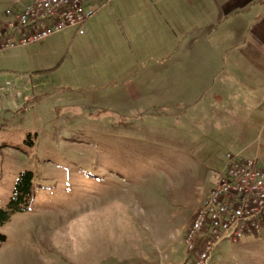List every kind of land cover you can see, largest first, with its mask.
Segmentation results:
<instances>
[{
	"label": "rangeland",
	"instance_id": "rangeland-1",
	"mask_svg": "<svg viewBox=\"0 0 264 264\" xmlns=\"http://www.w3.org/2000/svg\"><path fill=\"white\" fill-rule=\"evenodd\" d=\"M94 3L84 34L0 53V212L22 173L37 192L0 264H179L226 156L264 167V0ZM209 264H264V232Z\"/></svg>",
	"mask_w": 264,
	"mask_h": 264
},
{
	"label": "built area",
	"instance_id": "built-area-1",
	"mask_svg": "<svg viewBox=\"0 0 264 264\" xmlns=\"http://www.w3.org/2000/svg\"><path fill=\"white\" fill-rule=\"evenodd\" d=\"M94 2L27 0L21 10H7L11 20L0 26V53L38 43L68 28H78L84 34V26L96 11ZM263 232L264 167L258 158L229 153L217 183L187 230L186 257L179 264H209L214 250L223 241L238 242Z\"/></svg>",
	"mask_w": 264,
	"mask_h": 264
},
{
	"label": "trees",
	"instance_id": "trees-1",
	"mask_svg": "<svg viewBox=\"0 0 264 264\" xmlns=\"http://www.w3.org/2000/svg\"><path fill=\"white\" fill-rule=\"evenodd\" d=\"M35 176L31 171L21 174L15 188L12 200L6 209L0 212V226L9 218L11 213L28 210L30 202L36 197Z\"/></svg>",
	"mask_w": 264,
	"mask_h": 264
},
{
	"label": "crops",
	"instance_id": "crops-1",
	"mask_svg": "<svg viewBox=\"0 0 264 264\" xmlns=\"http://www.w3.org/2000/svg\"><path fill=\"white\" fill-rule=\"evenodd\" d=\"M27 0H2L0 1L1 5L5 3L10 4V6L15 8V12L21 10L26 5ZM5 6V5H4Z\"/></svg>",
	"mask_w": 264,
	"mask_h": 264
}]
</instances>
